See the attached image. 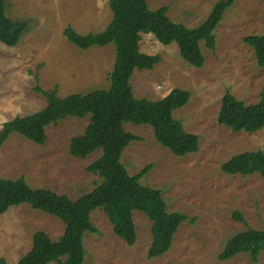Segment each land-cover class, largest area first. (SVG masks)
<instances>
[{
    "label": "rangeland",
    "instance_id": "obj_1",
    "mask_svg": "<svg viewBox=\"0 0 264 264\" xmlns=\"http://www.w3.org/2000/svg\"><path fill=\"white\" fill-rule=\"evenodd\" d=\"M217 1L147 3L151 9L166 5L173 21L195 27ZM5 12L28 25L17 45L0 42V129L3 122L46 105L45 97L34 90L36 85L44 90L55 87L60 97L109 87L114 45L80 49L63 34L68 25L80 34L102 31L112 17L108 0H5ZM214 34V49L200 43L205 57L202 67L190 66L175 42L164 45L152 34H141L139 50L158 54L161 60L152 69H134L130 78L136 98L158 100L173 88L190 92L188 102L172 113L186 131L198 135L199 150L176 156L157 141L151 126L124 124L138 137L121 155L127 172L134 175L150 164L140 183L160 189L168 211L184 213L194 221L179 225L164 254L148 258L151 221L144 213L133 211L136 241L128 245L113 232L105 212L96 208L90 219L97 232L83 236L85 264H264V250L257 261L249 253L218 259L229 237L247 227L264 230V178L258 173L230 175L221 169L236 153L264 150V128L233 132L216 120L226 91L246 104L264 94V67L257 65L252 47L242 39L264 34V0H233ZM88 121L89 114L48 125L43 144L11 133L0 146V177L24 176L32 187L49 188L71 199L91 191L101 179L86 166L101 149L84 158L69 153L71 137L82 134ZM234 212L246 223L236 220ZM37 230L58 239L64 223L27 203L10 207L0 215V257L16 262L31 248Z\"/></svg>",
    "mask_w": 264,
    "mask_h": 264
},
{
    "label": "trees",
    "instance_id": "obj_2",
    "mask_svg": "<svg viewBox=\"0 0 264 264\" xmlns=\"http://www.w3.org/2000/svg\"><path fill=\"white\" fill-rule=\"evenodd\" d=\"M233 0H218L208 16L195 27L173 21L167 14L168 6L151 9L147 0H108L112 17L99 32L80 34L70 25L63 34L76 47L114 45L115 59L109 73L107 89L97 88L86 92L70 93L63 97L57 89L44 90L36 85L34 90L46 99V105L25 116H15L2 123L0 146L11 133H18L28 140L43 144L46 127L65 117H85L89 121L82 134L72 136L69 142L70 155L84 158L101 149V154L92 160L86 170L101 180L89 192L76 199L42 187H32L24 176L0 177V215L10 207L27 203L31 208L51 214L64 223L63 234L52 239L43 230L32 236V245L27 253L14 263L0 257V264H85L83 236L97 232L90 213L101 208L112 225L113 232L126 244L136 241L133 211L138 210L151 221V243L147 257L164 254L170 247L173 235L184 221L193 222V217L178 211H168L161 190L140 183V178L150 169L147 164L130 175L121 162L124 148L138 137L125 130L124 124L149 125L157 141L176 156L199 150V137L184 129L182 122L173 116V110L185 105L190 92L181 88L171 89L158 100L136 98L130 78L134 69H152L161 57L139 50L141 34H152L158 42L168 45L175 42L180 56L193 67H202L205 57L200 43L214 49V29ZM28 23L10 19L5 12V0H0V42L12 47L19 43ZM243 41L252 47L259 67H264V34L245 35ZM218 124L233 132H254L264 128V94L256 102L246 104L230 91L222 98L217 114ZM224 173L246 176L258 173L264 178V150L243 151L232 155L222 163ZM234 218L246 223L239 212ZM264 250V230L247 227L229 237L219 260H227L239 253H249L257 261Z\"/></svg>",
    "mask_w": 264,
    "mask_h": 264
},
{
    "label": "crops",
    "instance_id": "obj_3",
    "mask_svg": "<svg viewBox=\"0 0 264 264\" xmlns=\"http://www.w3.org/2000/svg\"><path fill=\"white\" fill-rule=\"evenodd\" d=\"M168 92H169V91H168ZM168 92H167V93H168Z\"/></svg>",
    "mask_w": 264,
    "mask_h": 264
}]
</instances>
